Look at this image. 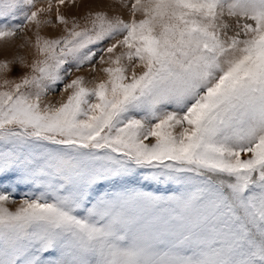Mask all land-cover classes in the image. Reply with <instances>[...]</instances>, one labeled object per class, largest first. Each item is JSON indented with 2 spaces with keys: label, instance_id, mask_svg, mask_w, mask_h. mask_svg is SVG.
<instances>
[{
  "label": "snow or ice",
  "instance_id": "snow-or-ice-1",
  "mask_svg": "<svg viewBox=\"0 0 264 264\" xmlns=\"http://www.w3.org/2000/svg\"><path fill=\"white\" fill-rule=\"evenodd\" d=\"M45 11L0 0V41ZM130 12L0 62V264H264V0Z\"/></svg>",
  "mask_w": 264,
  "mask_h": 264
},
{
  "label": "rangeland",
  "instance_id": "rangeland-1",
  "mask_svg": "<svg viewBox=\"0 0 264 264\" xmlns=\"http://www.w3.org/2000/svg\"><path fill=\"white\" fill-rule=\"evenodd\" d=\"M129 7H124L119 0H65L63 5L58 6V0H36V8H45L47 9L49 3L52 4V11L41 14V20H51L52 24L41 25L39 28L35 24L28 25L23 33H18L16 37L11 38L6 41H0V62L8 61L10 62V67L12 71L9 73L10 79H18L23 75H30V67H22L18 63V58L23 57L25 62L28 65H31L35 60L42 59L38 54L37 49L34 47L36 34L39 32V35L47 39H56L63 35H66L64 25H61L57 21V14L63 15L68 21V27L72 26V23L75 21L84 26H90V16L89 14H95L97 12L106 13L109 18H114L120 16L125 21L131 19L130 5L132 0H124ZM139 15L137 19H140ZM120 49L117 50L119 52ZM99 56V53H98ZM107 59V57H106ZM95 63V62H94ZM108 65H100L95 63L96 71H90L92 65H87L80 72L74 73L72 77H67L66 80L70 81L76 75L83 76L88 82L89 87L92 86L93 81H98L104 79L105 74L101 71L103 67ZM61 86H57V89L50 93L46 98V101L57 102L61 99ZM68 93H63V97L66 98ZM17 200L22 198L21 193H17ZM18 205H9L11 210H15Z\"/></svg>",
  "mask_w": 264,
  "mask_h": 264
}]
</instances>
